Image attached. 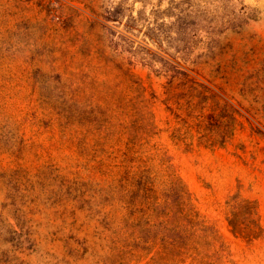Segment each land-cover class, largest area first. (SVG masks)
Listing matches in <instances>:
<instances>
[{
    "label": "rangeland",
    "instance_id": "374dc122",
    "mask_svg": "<svg viewBox=\"0 0 264 264\" xmlns=\"http://www.w3.org/2000/svg\"><path fill=\"white\" fill-rule=\"evenodd\" d=\"M0 264H264V0H0Z\"/></svg>",
    "mask_w": 264,
    "mask_h": 264
}]
</instances>
